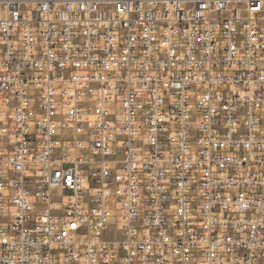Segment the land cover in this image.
I'll use <instances>...</instances> for the list:
<instances>
[{
    "label": "built area",
    "instance_id": "2783aa9c",
    "mask_svg": "<svg viewBox=\"0 0 264 264\" xmlns=\"http://www.w3.org/2000/svg\"><path fill=\"white\" fill-rule=\"evenodd\" d=\"M264 0H0V264H264Z\"/></svg>",
    "mask_w": 264,
    "mask_h": 264
},
{
    "label": "bare ground",
    "instance_id": "6f19581e",
    "mask_svg": "<svg viewBox=\"0 0 264 264\" xmlns=\"http://www.w3.org/2000/svg\"><path fill=\"white\" fill-rule=\"evenodd\" d=\"M260 83H261V84H264V73H261V76H260Z\"/></svg>",
    "mask_w": 264,
    "mask_h": 264
}]
</instances>
